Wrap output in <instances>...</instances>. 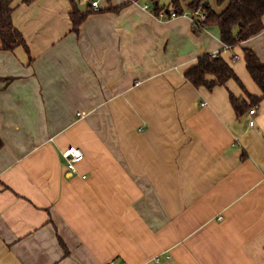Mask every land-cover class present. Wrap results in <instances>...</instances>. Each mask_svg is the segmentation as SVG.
<instances>
[{
	"label": "crops",
	"instance_id": "obj_1",
	"mask_svg": "<svg viewBox=\"0 0 264 264\" xmlns=\"http://www.w3.org/2000/svg\"><path fill=\"white\" fill-rule=\"evenodd\" d=\"M85 1L74 30L78 0H13L30 50L0 48V264H264V100L238 115L239 81L185 76L218 52L261 95L244 48L264 61V27L227 48L191 11Z\"/></svg>",
	"mask_w": 264,
	"mask_h": 264
},
{
	"label": "trees",
	"instance_id": "obj_2",
	"mask_svg": "<svg viewBox=\"0 0 264 264\" xmlns=\"http://www.w3.org/2000/svg\"><path fill=\"white\" fill-rule=\"evenodd\" d=\"M156 1L158 3H155ZM184 1H188L187 8L183 5ZM149 2L157 15L166 11L170 17L171 8L174 9V13L179 15L191 11L196 22L199 21L200 23L199 27L195 24L197 31H203L206 27L217 25L223 42L231 47L241 44L264 27V0H216L219 6L224 5L221 11H217L209 0H171L169 5H161L159 0H149ZM201 6L206 13L204 19L195 14V11ZM13 11V0H0V48L13 50L22 45L29 52L30 49L25 37L14 24ZM89 11L91 10L83 11L79 8L78 3L75 4V9L71 14L74 30L80 28ZM244 58L250 74L262 91L261 95H255L247 90L234 67L220 53L218 55L213 53L201 55L198 61L186 71L185 76L194 85L206 86L210 90L218 85H226L230 79L239 81L249 101L244 100L242 102L241 97L234 93H231V101L237 114L243 115L264 100V61L250 47L244 48ZM3 144L4 141L0 136V149Z\"/></svg>",
	"mask_w": 264,
	"mask_h": 264
},
{
	"label": "built area",
	"instance_id": "obj_3",
	"mask_svg": "<svg viewBox=\"0 0 264 264\" xmlns=\"http://www.w3.org/2000/svg\"><path fill=\"white\" fill-rule=\"evenodd\" d=\"M92 6H93L94 10L101 9V5H100L99 0H94L92 3ZM145 7L152 9L150 3H145ZM195 14L199 15L201 17V19H204L206 17V13L204 12L202 6L197 11H195ZM174 15H176V13L171 14V16H174ZM158 16L164 18V17H167L168 15H167L166 11H162ZM193 19H194L195 24L199 27L200 26L199 21L196 22V18L194 16H193ZM225 46L227 48L231 47L228 44H225ZM213 54L218 55V52H213ZM250 113L252 115L256 114L257 113V106L252 108L250 110ZM250 123H251V125H254L255 120L252 119L250 121ZM62 155L65 158V164H66L67 168L71 172H77L78 171V163L84 159L85 152L81 147L71 145V146L67 147L66 149L62 150ZM110 264H119V263L116 262L115 260H113L110 262ZM122 264H128V262L124 261V262H122Z\"/></svg>",
	"mask_w": 264,
	"mask_h": 264
},
{
	"label": "water",
	"instance_id": "obj_4",
	"mask_svg": "<svg viewBox=\"0 0 264 264\" xmlns=\"http://www.w3.org/2000/svg\"><path fill=\"white\" fill-rule=\"evenodd\" d=\"M155 3H158V1ZM206 3H208V1H206ZM78 5L81 10L86 11L88 9L89 1L81 2V0H78Z\"/></svg>",
	"mask_w": 264,
	"mask_h": 264
},
{
	"label": "rangeland",
	"instance_id": "obj_5",
	"mask_svg": "<svg viewBox=\"0 0 264 264\" xmlns=\"http://www.w3.org/2000/svg\"><path fill=\"white\" fill-rule=\"evenodd\" d=\"M170 1H171V0H168V1L165 2L164 0H161V4L166 3V4L168 5V4H170ZM209 1H210V2H213V3L216 5V0H209Z\"/></svg>",
	"mask_w": 264,
	"mask_h": 264
}]
</instances>
